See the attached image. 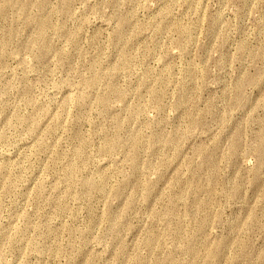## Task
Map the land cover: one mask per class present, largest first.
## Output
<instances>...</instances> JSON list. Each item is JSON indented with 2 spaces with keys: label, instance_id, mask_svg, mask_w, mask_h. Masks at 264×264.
<instances>
[{
  "label": "rangeland",
  "instance_id": "obj_1",
  "mask_svg": "<svg viewBox=\"0 0 264 264\" xmlns=\"http://www.w3.org/2000/svg\"><path fill=\"white\" fill-rule=\"evenodd\" d=\"M0 264H264V0H0Z\"/></svg>",
  "mask_w": 264,
  "mask_h": 264
}]
</instances>
